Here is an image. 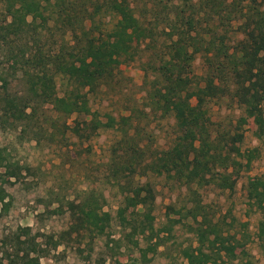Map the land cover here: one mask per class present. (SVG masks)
<instances>
[{
    "label": "trees",
    "instance_id": "trees-1",
    "mask_svg": "<svg viewBox=\"0 0 264 264\" xmlns=\"http://www.w3.org/2000/svg\"><path fill=\"white\" fill-rule=\"evenodd\" d=\"M2 2L0 128L23 136L31 133L37 141L44 135L51 142H68L70 137L89 141L100 130L117 131L121 137L112 147L107 178L121 198L117 216L122 228L128 230L125 237L134 240L137 249L141 238L147 241L146 250L153 251L163 244L160 233H170L187 218L193 223L187 228L194 243L180 249L182 261L176 264H234L243 253H237L243 247L241 239L221 229L202 204L176 211L178 219H169L167 226L156 229L154 188L150 181L141 183L135 177L138 173L166 174L185 186L215 184L223 191L234 190L235 175L250 168L257 150L240 153L236 144L242 142V134L209 131L207 102L232 95L244 117L252 119L256 137L264 142V0H147L140 10L132 7L130 0ZM32 14L50 34L59 32L60 42L53 53H43L40 47L33 51L30 42H37L38 34L22 31L24 17ZM106 15L116 18L110 29L101 23ZM232 33L238 36L236 43H231ZM146 39L161 61L159 67H153L158 77L153 83L152 104L174 119L177 130L172 146L150 154L149 159L148 147L137 139L131 116L105 115L103 122L92 111L88 98L101 82L110 79L113 58L135 54V48ZM159 40L162 50L156 46ZM197 55L203 73L193 86L194 76L188 75ZM57 78L63 82L60 96ZM244 117L239 124L246 123ZM4 153L0 150V213L10 206L5 188L9 179L18 180L23 170H29ZM246 191L252 207L263 213L264 176L250 179ZM104 200L102 193L89 190L81 193L78 203L67 201L73 224L57 239L48 236L42 241V235L33 234L30 227L4 236L0 239V264H40L64 241L91 242L103 236L112 221L111 214L103 211ZM50 213L64 211L58 206ZM110 242L115 254L111 256L120 255L121 241ZM141 258H146L145 251ZM115 264L121 263L116 260ZM244 264L252 263L247 259Z\"/></svg>",
    "mask_w": 264,
    "mask_h": 264
},
{
    "label": "rangeland",
    "instance_id": "rangeland-1",
    "mask_svg": "<svg viewBox=\"0 0 264 264\" xmlns=\"http://www.w3.org/2000/svg\"><path fill=\"white\" fill-rule=\"evenodd\" d=\"M145 1L130 0L132 7L139 10ZM2 17L3 2L0 0V19ZM101 21L104 29H110L116 18L106 15ZM21 29L23 32L34 31L38 34L39 45L38 38L37 42H30L33 51L40 47L43 53L51 54L57 49L59 32L54 30L50 34L47 28H43L36 14L24 17ZM229 37L231 43H236V33ZM142 41L138 46L134 43L137 46L135 54L124 53L113 58L110 79L101 82L94 92L88 94V98L92 111L97 112L103 122L106 121L105 115L131 116L137 139L148 147L146 157L149 159L150 154L154 155L172 146L177 130L174 119L152 104L153 83L158 77L153 67H159L161 61L156 55L158 51L147 46L149 40ZM156 46L163 49L160 40ZM190 71L188 76H194L195 86L203 73L200 55L193 59ZM62 84V80L57 78L56 91L59 96L64 91ZM207 111L209 131L230 136L242 134V142L236 144L240 153L257 150L250 168L238 171L235 175L233 191L220 190L215 184L185 186L167 178L166 174L142 176L138 173L135 181L142 183L148 180L154 188L153 215L156 229L167 226L169 219H178L176 211L191 208L197 203L202 204L221 229L235 233L241 239L243 247L237 253L242 250L245 255L240 254L234 264H244L247 259L252 264H264V236L260 237L261 224L264 227V212L255 210L246 197L250 179L264 176V142L256 137L252 119L244 117L243 108L232 95L207 102ZM242 117L246 119L244 125L239 124ZM81 119L78 118V121ZM33 137L31 133L23 136L17 131L0 128V150L5 151L4 154L13 163L29 168L28 171L23 170L18 180L10 178L5 186L10 206L7 212L0 213V239L21 227H30L33 234L42 235L39 238L42 241L48 236L57 239L60 233L73 224L66 202L78 203L81 193L91 190L104 195L103 211L112 216L106 233L91 242L89 239L81 243L64 241L61 246L51 249L49 255L40 260V264H115L116 260L121 264H176L182 261L180 249L194 243V237L187 228V225L193 224L190 219L182 218L170 233H160V237H164L163 244L153 251L146 250L147 241L138 239L139 251L134 240L130 242L125 237L128 230L122 228L117 216L122 208L121 198L117 194L118 189L107 178L110 171L108 159L112 147L121 137L120 133L112 129L100 130L89 141L81 142L75 137H70L68 142H51L44 135L38 137L39 141ZM58 206L62 207L63 214L50 213V210ZM128 214L124 216L128 217ZM71 236L73 239L76 237L75 234ZM111 239L121 241L120 255L115 257L111 256L115 255L110 250ZM143 251L145 259L141 258Z\"/></svg>",
    "mask_w": 264,
    "mask_h": 264
}]
</instances>
